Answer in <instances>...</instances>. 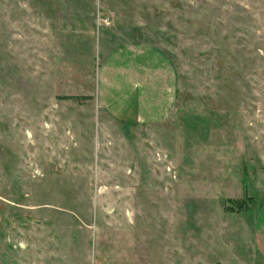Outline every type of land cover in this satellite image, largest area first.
I'll return each instance as SVG.
<instances>
[{
  "label": "rangeland",
  "instance_id": "1",
  "mask_svg": "<svg viewBox=\"0 0 264 264\" xmlns=\"http://www.w3.org/2000/svg\"><path fill=\"white\" fill-rule=\"evenodd\" d=\"M263 201L264 0H0V264H264Z\"/></svg>",
  "mask_w": 264,
  "mask_h": 264
},
{
  "label": "crops",
  "instance_id": "2",
  "mask_svg": "<svg viewBox=\"0 0 264 264\" xmlns=\"http://www.w3.org/2000/svg\"><path fill=\"white\" fill-rule=\"evenodd\" d=\"M141 47H144V50H145V46H141ZM141 47L137 48V49H139L138 53H140V54L144 53V51H141ZM146 48L148 49V47H146ZM124 49L127 50V47H124ZM146 52L154 53L155 56H156V60L157 61L160 60L161 62H165L164 59L161 57L160 53L154 52V51H152V49H148V51H146ZM159 56H160V58H159ZM128 69H130V68H128ZM157 70L158 69H156V70L155 69H149L148 72L149 71L156 72ZM141 71H143V70H141ZM144 71H146V70L144 69ZM139 85L142 86V84H139ZM172 85H173V82H172ZM164 88L168 89V90H171V97H170V101H169V102H171L172 96L174 95V87L173 86L171 87V85H170V88H171L170 89V88H168V86L166 84V85H164ZM162 95L164 96V99H165V97L167 95L166 90H165V92ZM169 102H167L165 105L167 106L169 104ZM134 122H141V121L140 120L138 121V120L135 119ZM259 205H260V207H259L258 211L255 212L256 215H255V218H254V222H252V224H254L253 225L254 227L252 229V242H253L254 248L256 249L257 253L260 255V257L262 258V260L264 262V201L260 202ZM257 218H261V220H260L261 226H256Z\"/></svg>",
  "mask_w": 264,
  "mask_h": 264
},
{
  "label": "trees",
  "instance_id": "3",
  "mask_svg": "<svg viewBox=\"0 0 264 264\" xmlns=\"http://www.w3.org/2000/svg\"><path fill=\"white\" fill-rule=\"evenodd\" d=\"M63 99H72V100H78V99H86L89 96H84V95H61L60 96ZM248 198H245V200L239 199L237 201H230L229 203H233L235 206H237L236 208H238L239 210H246V200ZM230 208V206H229Z\"/></svg>",
  "mask_w": 264,
  "mask_h": 264
}]
</instances>
